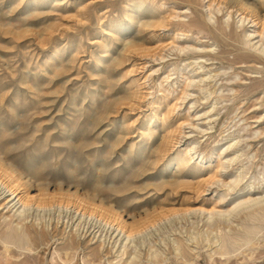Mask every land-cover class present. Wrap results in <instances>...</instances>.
<instances>
[{"label":"rangeland","instance_id":"374dc122","mask_svg":"<svg viewBox=\"0 0 264 264\" xmlns=\"http://www.w3.org/2000/svg\"><path fill=\"white\" fill-rule=\"evenodd\" d=\"M263 29L264 0H0V182L28 206L0 264H264V203L200 211L264 197Z\"/></svg>","mask_w":264,"mask_h":264},{"label":"bare ground","instance_id":"6f19581e","mask_svg":"<svg viewBox=\"0 0 264 264\" xmlns=\"http://www.w3.org/2000/svg\"><path fill=\"white\" fill-rule=\"evenodd\" d=\"M247 5L248 6H252V5H250V3L246 4V6ZM239 18H240V16H239ZM245 21H246V17H241L238 22H242L244 24ZM257 38H260V40L255 42V40ZM247 43L250 44L251 47L254 48V50L256 52H258V55L255 56V57H257L259 60H263L264 59V29H263L262 32H259V31L255 30V31H253V33H249L248 37H247ZM188 47L189 46H186V45H176L173 49L175 51L180 52V54H181L182 52H185ZM200 49H202V48H200ZM203 51L204 52H208V53H213V49H211V48L209 49L207 47H203ZM211 60H213V59H207L205 57H200V58H197L194 62L189 63L188 67L193 65V64H196L197 67H194L192 69V71L194 72V75L192 77H188L187 78V79L190 80V82L187 85V87L190 88L191 86H194L193 84L195 83L196 76H199L202 73H204V70H205L206 66L210 64ZM169 78H170V76L167 77L168 80H169ZM209 78H212V77L210 76ZM202 82H205V79L200 77L199 83H202ZM195 86H199V85L197 84ZM212 94H213V92L210 93L209 97H211ZM190 96H191V94L188 91H185L184 92V97L182 98V100L185 102L186 100H188V98ZM209 97H206V99H209ZM192 101H194V102H192ZM188 102L192 103L191 104L192 106L189 108V112H190V110L197 104V100L190 99V101H188ZM213 110H214V108H213ZM211 111L205 112V116L208 113H211ZM198 116H199V112H196L194 117L197 118ZM211 119H212V117H211ZM196 120L197 119L194 118L192 121H196ZM190 125L193 128H198L199 127L195 123H191ZM206 131H207V129H206ZM231 147H233V145H230L226 151H228ZM193 149L194 148H190V150H193ZM223 153H224V151H223ZM222 154H220V158H222L221 157ZM190 158L194 159V156H191ZM234 159H235V157L230 159L228 161V163L231 164L234 161ZM228 167H229V164L227 165L226 163H222V166H221V169H220V172H219V173H221V176H223L222 171L226 170ZM241 181H242V177L241 176L237 177L235 182H234V185H239L241 183ZM215 183H223V184H225L227 186H230V185L226 184L223 181V179H221L219 181L217 180V182H213V184H215ZM247 193H248L247 196H246L247 198L245 199L244 197H240V198L238 197L239 202L236 204V206L234 208H232L230 210H223V209L216 210V209H214V210H211V211H207L205 209H202L200 211H202V214H205V213L209 214V219L208 220L214 219L215 217L228 219L231 216H233L239 208H242V207L249 208V207H253L255 205H260V204L264 203V197H259V198L258 197L257 198L253 197V196H255L257 194V192H255V190H253V186L248 188V192ZM0 196L3 198V200L6 199L4 204L0 205L1 209H2V207L4 205L7 206L8 204L12 203L11 207L13 209H16L15 211H21L20 213L22 214L28 208V206L24 204L23 199L19 196V193L17 191L9 189L3 182H0ZM224 200H225V197H222L221 198V202L224 201ZM83 218H84L85 222H87V221L89 222L88 224L95 223V224L99 225V228H101L103 231L106 230L107 232L111 233V235H115L114 239H116V238L118 239L119 238V241H125V240L129 241V240L132 239V235H127L126 232L122 228H116V227L112 226L111 224H109L107 222H103L102 220H98V219H96L94 217H89V220H88V219H85L86 216L83 215Z\"/></svg>","mask_w":264,"mask_h":264}]
</instances>
